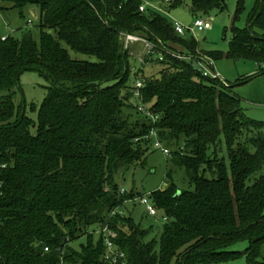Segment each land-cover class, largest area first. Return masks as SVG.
Wrapping results in <instances>:
<instances>
[{"label": "trees", "instance_id": "1", "mask_svg": "<svg viewBox=\"0 0 264 264\" xmlns=\"http://www.w3.org/2000/svg\"><path fill=\"white\" fill-rule=\"evenodd\" d=\"M142 1L0 0L36 9L40 30L39 43L30 31L0 33V264H221L241 256L231 248L243 241L247 264H264V121L247 116L231 86L203 78L189 60L165 54L158 72L147 76L146 63L137 70L122 32L180 54L198 50L160 12H141ZM226 6L192 0L191 10ZM63 43L98 60L74 59ZM227 56L264 65V0L245 28L232 29ZM30 70L49 81L38 123L14 100ZM134 70L136 82L144 80L140 98L129 82ZM156 138L193 189L180 190L169 173L164 189L122 191L117 178L145 164ZM148 194L165 219L158 239L121 211ZM105 226L126 255L117 263L105 259L97 232Z\"/></svg>", "mask_w": 264, "mask_h": 264}, {"label": "rangeland", "instance_id": "2", "mask_svg": "<svg viewBox=\"0 0 264 264\" xmlns=\"http://www.w3.org/2000/svg\"><path fill=\"white\" fill-rule=\"evenodd\" d=\"M152 1L155 4L154 10L160 12L168 21H179L185 28H190V31L187 30L183 37L187 41L195 40L201 53L223 54L221 57H214L215 72L230 84V92L241 100L246 115L252 119L264 121V65H259L245 58L235 59L227 56L232 29L234 27L243 29L248 25L257 0H227L226 9L223 12L213 11L210 14L196 15L191 10L192 0H184L175 7L164 3L163 0ZM3 7L6 8L2 10ZM197 17L211 19L212 27L205 31H196L194 22ZM38 24V15L33 13L31 6L18 9L14 8L10 2H0V33L3 36L12 34L21 38L24 32L30 31L33 38L39 43L40 30ZM49 32L55 34L53 30H49ZM63 44L74 59L92 62L98 60L95 56L76 52L67 44ZM177 47L179 48L176 45ZM142 49V43H138L130 53L133 57L132 65L137 70L141 69V61L144 60L145 56ZM186 55L190 54L187 53ZM139 56L141 61L138 60ZM145 66L144 71L147 76L158 72L160 69L157 61L146 62ZM129 82L131 85L135 84V70L132 71ZM48 86L49 81L43 73L30 70L20 75L18 85L15 88L14 100L17 108L22 109L35 123H38V112L47 95ZM144 161L145 164L132 167L119 175L117 182L123 191L137 195L164 189L168 183L167 175L169 173H171L173 181L180 190L193 189L185 168L175 165L170 155L164 154L160 149L151 146ZM121 211L134 217L137 223H141L145 229H148L150 231L149 239H158L165 223L162 214L149 216L146 207L140 203L138 197L126 202ZM81 242H85V238L77 241L75 245L77 246ZM247 246V241L233 246L231 250L241 252V256L221 264H247L244 255ZM171 264H177L176 259H173Z\"/></svg>", "mask_w": 264, "mask_h": 264}, {"label": "built area", "instance_id": "3", "mask_svg": "<svg viewBox=\"0 0 264 264\" xmlns=\"http://www.w3.org/2000/svg\"><path fill=\"white\" fill-rule=\"evenodd\" d=\"M172 0H165L164 3L169 4ZM155 8V4L152 0H143L140 5V11L146 12L148 9ZM174 27L178 34L185 36L186 31H190V28H185L179 21L173 22ZM194 27L196 31H205L212 27V20L211 19H203L202 17H197V19L194 22ZM6 36L3 37L5 39ZM121 39L124 43L125 50L132 52L135 45L138 43H142L143 45V53H145L144 60L141 61L140 56L138 57V60L142 63L150 62V61H157V60H164L165 54H170L173 57L179 58V59H185L192 62L193 66L196 69V72L200 74L203 78L207 79H214L218 80L220 83H222L224 86L229 87L230 84L227 83L225 80H223L220 75L215 72L214 70V58L207 54L201 53V51H197L196 54H180L176 53L170 49H168L161 40H158V43H154L153 41L133 34L129 32H122L121 33ZM203 70H205L203 72ZM136 87L134 90L135 98H140V90L144 86V80L139 79L136 82ZM138 110L153 118L154 121L158 120V116L152 114L142 103H138ZM151 135L154 137H157L156 131L152 130ZM154 147L156 149H160L164 154H170L169 149H167L157 138L154 140ZM123 191V190H122ZM141 204H143L146 207V210L150 216H156L157 215V209L156 207L151 203L149 194L145 195L140 198ZM98 233L102 234L105 240V246H106V253H105V259L111 263H117L119 260L126 257L125 253L120 251L118 246L115 243L116 238L118 237V233L114 230H112L110 227L105 226L103 228H99L97 230ZM46 251L49 250L48 247L45 248ZM63 264V263H61Z\"/></svg>", "mask_w": 264, "mask_h": 264}, {"label": "crops", "instance_id": "4", "mask_svg": "<svg viewBox=\"0 0 264 264\" xmlns=\"http://www.w3.org/2000/svg\"><path fill=\"white\" fill-rule=\"evenodd\" d=\"M34 10H36V9H33V13H34ZM37 13V12H36Z\"/></svg>", "mask_w": 264, "mask_h": 264}, {"label": "water", "instance_id": "5", "mask_svg": "<svg viewBox=\"0 0 264 264\" xmlns=\"http://www.w3.org/2000/svg\"><path fill=\"white\" fill-rule=\"evenodd\" d=\"M34 12L36 13L37 11H36V10H34Z\"/></svg>", "mask_w": 264, "mask_h": 264}]
</instances>
